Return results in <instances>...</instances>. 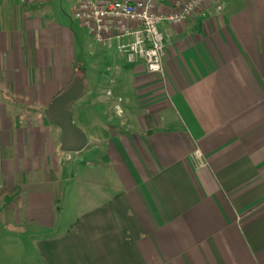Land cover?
Wrapping results in <instances>:
<instances>
[{"label":"crops","instance_id":"obj_1","mask_svg":"<svg viewBox=\"0 0 264 264\" xmlns=\"http://www.w3.org/2000/svg\"><path fill=\"white\" fill-rule=\"evenodd\" d=\"M76 1L68 24L0 0V264H264V0L159 24L163 76L93 41ZM81 76L88 144L64 153L45 112Z\"/></svg>","mask_w":264,"mask_h":264},{"label":"built area","instance_id":"obj_2","mask_svg":"<svg viewBox=\"0 0 264 264\" xmlns=\"http://www.w3.org/2000/svg\"><path fill=\"white\" fill-rule=\"evenodd\" d=\"M21 6L36 1L17 0ZM77 0L72 18L98 44H117V52L127 61H143L148 73L163 76L166 49L159 24L178 26L204 12L207 0Z\"/></svg>","mask_w":264,"mask_h":264},{"label":"water","instance_id":"obj_3","mask_svg":"<svg viewBox=\"0 0 264 264\" xmlns=\"http://www.w3.org/2000/svg\"><path fill=\"white\" fill-rule=\"evenodd\" d=\"M84 91V77L75 78L72 83L57 95L45 112L47 121L60 130L59 150L64 153H79L88 144L86 133L72 120L71 105Z\"/></svg>","mask_w":264,"mask_h":264},{"label":"rangeland","instance_id":"obj_4","mask_svg":"<svg viewBox=\"0 0 264 264\" xmlns=\"http://www.w3.org/2000/svg\"><path fill=\"white\" fill-rule=\"evenodd\" d=\"M73 1L74 0H52L51 6H50V10L52 11L51 12L52 15H50V18L53 19L57 23H61L63 21L65 23L69 24V20L66 17L67 16L66 15V9H67L68 5L70 3H72ZM63 10H65V11L63 12ZM72 28L74 29V31L76 33H78L77 36H78V39L80 41L83 42L84 35L88 38L85 31L82 28L76 26V24H73ZM70 110L72 112L75 111V106H72L70 108ZM26 117L27 116H25V115H20V117L16 118L15 115H11L10 118H12V120L19 119L20 125L26 126L28 124ZM42 117L44 118V115H42ZM30 119L31 120L29 121V123L31 122V123H33V125L39 122L38 120H36L35 115L34 116L31 115ZM44 121L46 122V120H44ZM74 123L76 124L77 127H79L81 129V127H80L81 125L79 124V121L76 120ZM99 135H100V133H99ZM91 156L98 157L99 154H95V152H94L93 154H91ZM15 191H16V189L11 190V191L0 192V206L2 205L1 207H3L5 204L11 203L13 200L15 201L16 196L18 194ZM4 214H6L8 217H11V211L4 212Z\"/></svg>","mask_w":264,"mask_h":264},{"label":"trees","instance_id":"obj_5","mask_svg":"<svg viewBox=\"0 0 264 264\" xmlns=\"http://www.w3.org/2000/svg\"><path fill=\"white\" fill-rule=\"evenodd\" d=\"M55 205H56L55 211H56V213H59V211H60V200H59V198L56 199Z\"/></svg>","mask_w":264,"mask_h":264}]
</instances>
